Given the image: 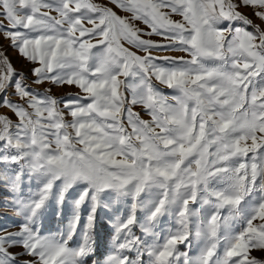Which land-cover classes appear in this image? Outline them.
<instances>
[{
    "label": "snow or ice",
    "instance_id": "snow-or-ice-1",
    "mask_svg": "<svg viewBox=\"0 0 264 264\" xmlns=\"http://www.w3.org/2000/svg\"><path fill=\"white\" fill-rule=\"evenodd\" d=\"M0 38L30 66L0 50V180L21 218L0 264H86L103 196L130 199L103 264H264V0H0ZM72 189L66 227L42 235Z\"/></svg>",
    "mask_w": 264,
    "mask_h": 264
},
{
    "label": "rangeland",
    "instance_id": "rangeland-1",
    "mask_svg": "<svg viewBox=\"0 0 264 264\" xmlns=\"http://www.w3.org/2000/svg\"><path fill=\"white\" fill-rule=\"evenodd\" d=\"M100 2H106V0H100ZM115 11L118 12L120 15H124L123 12H120L119 9H115ZM242 11L246 12L250 18H251V9H241ZM174 19H179V17H174ZM258 22V21H257ZM140 27H145L140 22H137ZM152 39L160 42H164L163 38L160 36H153ZM0 50H3L4 53L9 57L11 60L13 66L17 71H24L26 74L30 75L28 72V68L30 67L27 65V63L18 55V53L9 47L8 41L3 40L0 38ZM157 55H169V56H180L185 55L181 52H174V51H167V52H159L156 53ZM30 82V81H29ZM33 87H35L33 85ZM49 87L48 84L43 85L41 88H39V91H43L44 88ZM163 88V86H160ZM165 93H171L170 89L163 88ZM11 91V90H9ZM79 89H77L75 86H68L64 85L62 87H55L52 86V93L59 97H65L70 98L69 94H75L78 92ZM15 99V97H13ZM63 107V105H61ZM7 111L6 109H0V112ZM139 111V109H137ZM10 114V113H9ZM143 118L148 119V117L141 113ZM67 119H71L70 116H66ZM15 119V117H13ZM12 168H15V165L11 166ZM8 166L4 164H0V176L3 175H10L11 173L8 172ZM37 188V182L35 179H29L28 175L25 174L22 177V183H21V192L20 195L24 198H27L30 194V192H34ZM79 189H72L67 194V198L65 200V203L63 205L62 213L61 215H57L58 206L56 204L55 199H51L48 202L47 209L43 213V215L40 217L37 228L40 230L42 235H48V234H56L60 232L62 229H64L68 223L69 217L71 216V204L70 201L76 198L78 194ZM144 196V194H142ZM15 197V193L10 191L8 186L0 180V230L6 229L9 232H13L18 230V225L20 222V217L15 215V209L14 205L12 203L13 199ZM147 198V197H145ZM102 205L97 208L96 212V218L94 221V227L92 229V239L94 241L93 248L94 253L89 256L86 260V264H93V262H96V264H103V260L106 257V255L110 252L112 247V237H113V228L110 224V221H114L115 218L119 215H127L128 212V204L130 203V199L128 201L121 200L120 202H115L111 199H109L106 196L102 197ZM88 214V206L85 204L81 209V226L84 223V218ZM138 218L142 221L144 213L143 211H138L137 213ZM175 228V222L172 218L168 216H164L161 218L160 223L156 227L157 232H166L168 229H174ZM133 231L137 236L142 237L141 230L139 226L134 227ZM2 234V232H0ZM143 238V237H142ZM190 239H192L190 237ZM80 242V234L79 231L77 232L76 236L73 237V240L70 242V246L75 247ZM180 251H189L190 255H196L199 251L200 244L196 240H192V247L189 250L185 247V245H178ZM12 251H19V249H12ZM130 257L134 258L135 253L129 252L127 253ZM253 256H256L257 258H264V253L260 251H253L251 253Z\"/></svg>",
    "mask_w": 264,
    "mask_h": 264
}]
</instances>
